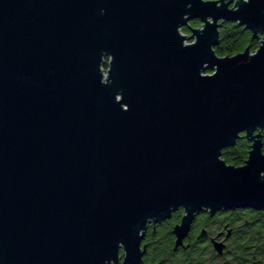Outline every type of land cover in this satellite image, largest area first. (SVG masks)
<instances>
[{
	"label": "water",
	"instance_id": "obj_1",
	"mask_svg": "<svg viewBox=\"0 0 264 264\" xmlns=\"http://www.w3.org/2000/svg\"><path fill=\"white\" fill-rule=\"evenodd\" d=\"M234 1L0 0V264H140L180 209L177 247L264 211V39L215 50L228 23L264 36V0Z\"/></svg>",
	"mask_w": 264,
	"mask_h": 264
},
{
	"label": "trees",
	"instance_id": "obj_2",
	"mask_svg": "<svg viewBox=\"0 0 264 264\" xmlns=\"http://www.w3.org/2000/svg\"><path fill=\"white\" fill-rule=\"evenodd\" d=\"M194 29L200 28L199 20L190 22ZM185 34H191L190 29ZM264 36L254 39L250 31L235 23L225 24L220 29V44L215 48L220 57H232L251 47L255 52ZM263 143H264V131ZM250 142L242 135L236 145L223 152V159L231 166L242 167L248 160ZM179 211L174 216L178 222L182 216ZM222 214V213H221ZM223 225H229L234 231V242L230 245V255L227 264H264V211L254 209H238L228 211L221 216Z\"/></svg>",
	"mask_w": 264,
	"mask_h": 264
},
{
	"label": "flooded vegetation",
	"instance_id": "obj_3",
	"mask_svg": "<svg viewBox=\"0 0 264 264\" xmlns=\"http://www.w3.org/2000/svg\"><path fill=\"white\" fill-rule=\"evenodd\" d=\"M188 28H192L190 23L182 28L184 35ZM179 211L183 212L182 216L178 222H174V216ZM179 211L171 219L149 225L142 242V250L146 247V252L140 264H227L230 245L234 242V231L229 225H223L220 219L228 211L198 215L189 235L177 247L175 228L181 224L184 215L182 209ZM218 244L224 246L222 254L216 248Z\"/></svg>",
	"mask_w": 264,
	"mask_h": 264
},
{
	"label": "rangeland",
	"instance_id": "obj_4",
	"mask_svg": "<svg viewBox=\"0 0 264 264\" xmlns=\"http://www.w3.org/2000/svg\"><path fill=\"white\" fill-rule=\"evenodd\" d=\"M215 1H217V0H215ZM237 2V0H235L234 2H233V4L232 5H234L235 3ZM188 37H190L191 36V34H186ZM187 43H193V41H191V40H188V42ZM105 61H106V64L104 65V67H103V69L105 70L104 71V74H105V76L107 77V71H108V69H109V62H110V59L109 58H107V59H105Z\"/></svg>",
	"mask_w": 264,
	"mask_h": 264
}]
</instances>
